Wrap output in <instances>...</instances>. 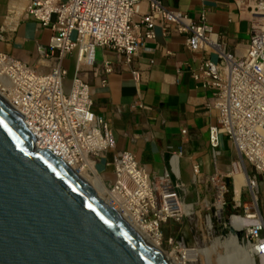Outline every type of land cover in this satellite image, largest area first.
<instances>
[{"label":"built area","instance_id":"2783aa9c","mask_svg":"<svg viewBox=\"0 0 264 264\" xmlns=\"http://www.w3.org/2000/svg\"><path fill=\"white\" fill-rule=\"evenodd\" d=\"M141 1L26 0L25 15L51 31L47 45L38 47L42 70L0 52V71L4 73L1 78L8 83L5 89L3 85L0 87V94L24 115L22 121L37 137L34 141L38 145L39 140L57 143L65 151H54L56 156L70 166L80 168L91 158L95 163L103 160L106 167L110 166L113 178L102 177L104 183L112 188L120 178L128 189H108L113 195L109 201L121 211L127 209L129 218L138 224H151L159 235V225L167 219L190 222L196 217L205 234L215 235L216 228L222 229L223 240L234 237L238 243L234 233L242 230V246L251 248L253 257L261 258L264 213L258 194L264 187V0H253L249 40L242 53L229 49L227 36L211 28L204 11L193 19L181 10L169 8L165 0H146L148 9L142 12ZM155 27L164 35H183L187 49L200 53L190 74L210 91L207 105L217 111L216 122L208 129L213 172L203 175L197 161L190 165L196 181L208 182L196 194L195 201L185 200L186 191L179 189L183 183L172 180L166 171L159 181L149 177L128 150H116L108 159L107 151L115 147L111 128L91 109L85 74H97L104 84L106 75L114 68L109 61L96 64V48L112 49L130 63L146 42L154 38ZM67 58L73 64L66 91L63 81L68 75ZM12 62L20 63L27 75L19 73ZM132 71L137 79V70ZM222 136L230 140L236 153L226 171L218 167ZM168 150L169 161L175 165L178 152ZM118 161L125 166L123 171L116 170ZM237 170L245 177L239 191L235 190L234 181ZM131 174L134 179H130ZM202 178L204 181H200ZM161 181L163 188L158 189ZM123 199L127 201L124 203ZM221 214L222 222L218 219ZM234 219L245 222L236 225ZM177 244L179 261L191 264L193 261L187 255L191 247L182 235Z\"/></svg>","mask_w":264,"mask_h":264},{"label":"crops","instance_id":"0c3cea01","mask_svg":"<svg viewBox=\"0 0 264 264\" xmlns=\"http://www.w3.org/2000/svg\"><path fill=\"white\" fill-rule=\"evenodd\" d=\"M165 3L193 19L204 11L211 28L227 36L231 51L242 53L246 48L253 0H165ZM25 5L26 0H0V52L42 68L38 47L47 45L51 31L32 16H26ZM140 6L142 12L147 11L146 0ZM199 55L187 49L183 35H164L159 27H155L154 38L146 42L130 63L112 49L96 48V64L109 61L114 67L104 84L97 74H85L92 112L104 118L114 139L115 147L106 154L108 159L116 150H128L149 177L159 179L166 171L172 180L183 185L191 178L192 162H199L203 175L213 172L208 129L216 122L217 111L207 105L210 91L190 74ZM65 65L69 73L71 58L66 59ZM133 69L137 70V79ZM64 82L69 86L70 78ZM227 145L222 136L218 167L223 171L236 158ZM168 149L178 152L175 165L169 161ZM97 170L104 179L112 177L111 167H106L103 161ZM184 190L186 196H196L202 191L201 187Z\"/></svg>","mask_w":264,"mask_h":264},{"label":"water","instance_id":"95a60500","mask_svg":"<svg viewBox=\"0 0 264 264\" xmlns=\"http://www.w3.org/2000/svg\"><path fill=\"white\" fill-rule=\"evenodd\" d=\"M23 116L0 94V264H171Z\"/></svg>","mask_w":264,"mask_h":264},{"label":"rangeland","instance_id":"374dc122","mask_svg":"<svg viewBox=\"0 0 264 264\" xmlns=\"http://www.w3.org/2000/svg\"><path fill=\"white\" fill-rule=\"evenodd\" d=\"M71 62L73 64V60H71ZM44 69H46V67H44ZM70 69L72 70V67H70ZM71 70L69 71L67 75L68 78H71ZM63 85H64V90L67 91L68 89L67 83L63 81ZM226 139H227L228 149L229 150L232 149L233 153L236 156V153L234 149L232 148L233 147L232 143L230 142L228 138ZM99 164H100V161L97 160L96 161L97 168ZM190 176L191 178L187 179L188 181L184 183L183 187L180 186L179 189H197V188L200 189V187L201 189H205V186H206L205 184L208 185V182L204 181L205 178H202V180H200L204 182H199L198 180L197 181L195 180V177H193L191 172H190ZM110 180H112V177H110ZM156 181H159V179H156ZM163 184H164L163 181L159 182L157 184L158 189H162ZM106 196L107 195H105V198L108 197ZM258 199L260 201V209L264 213V187H261V189L259 190ZM185 200L195 201L196 196H192L188 194L185 197ZM121 218H124V217L121 216ZM125 221L128 222V219H126ZM215 230L217 231L214 233L215 235L205 234V232L203 231V227L200 226L199 222L197 223L196 217L191 219L190 222L187 219H183L182 221L175 220L173 218L167 219L166 221L160 223L159 225V244L158 245L163 251H166L167 253H170L171 251L175 253L179 261V245L177 244V242H179V235H182L186 245L193 248L194 257H193V262L191 264H221V261L225 263L224 261H225V256L227 255L228 248H227V245H225V240L220 238L222 229L220 230L216 228ZM225 231H228V230L225 229ZM149 232L150 234H153L152 230H149ZM242 234H243L242 230H236L234 233V235H236L238 238L239 245H242L240 242V236H242ZM253 259H254V264H264V260L262 258L253 257ZM234 262H238V261L236 259L235 261L232 260L231 264H234Z\"/></svg>","mask_w":264,"mask_h":264},{"label":"bare ground","instance_id":"6f19581e","mask_svg":"<svg viewBox=\"0 0 264 264\" xmlns=\"http://www.w3.org/2000/svg\"><path fill=\"white\" fill-rule=\"evenodd\" d=\"M1 61L2 60L0 59V62ZM2 63H5V62H2ZM11 64L17 68V71L19 73H21L23 75L24 74L27 75V73L24 71L23 67H21V64L20 63L12 62ZM36 68H39V69L42 70V68H40V67H36ZM39 69H37V70L40 71ZM8 70H9L8 72H11L9 68H8ZM3 74L4 73H2L0 71V87L3 85L4 86V89H5L7 82L5 83L4 81H2L1 76ZM17 74L18 73H15L14 75L17 76ZM7 85H8V83H7ZM13 87H15V86L13 85L11 88H13ZM0 90H1V88H0ZM38 142H39V145L34 141V146L35 147H37V148L39 147L40 149L43 148V147H46L53 154H55L54 151H57L58 153H63L65 151V150H61L57 146V143H55V142L48 141V144H46L45 141H40L39 140ZM101 144H103V143H101ZM123 161H126V160H123ZM121 164H122L121 161H118L117 162L116 170L117 169H121V171H123V169L125 168V166L124 165H121ZM95 165H96V163L91 158V160L90 159L89 160L86 159L85 162L82 164V166L80 168H78V167L77 168H74L73 166H71V168L74 169V171L86 181V183L90 186V188L92 189V191L94 192V194L97 197L102 198V200L106 204H108L109 206L115 207L118 210L117 211L115 209L116 212L120 216L128 219V222L127 223L139 234V236L142 239H144L146 242H148L155 250H157L164 257H166L167 260L171 264H183L182 261H178V257L175 255V253H173L172 251L170 253H167L166 251H163L160 248V246L158 245L159 244V235L154 231V228L152 227L151 224H138L136 221H134L131 218H129V212H128L127 209H124V211H121L113 202H112V204L110 203L109 198H110V196H113V195H112L111 191H109L108 189H122V187H124L125 189H128V187L126 186V183H124V181H122V180H120V178H118L117 185H115L112 188H109V186L104 183V181L97 174V172L94 171L97 168ZM112 178H113V174H112ZM134 178H135V176H133L131 174L130 175V179H134ZM126 179H127V177H126ZM244 179H245V177H244L243 173L240 172L239 170H237L234 173V181H235V188H236L235 190L236 191H239L240 190L239 187L244 183ZM105 195H108V197L106 196L107 198H105ZM117 198H118V200H116V202L118 204V203H120V200H119V197H117ZM126 201H127L126 199H123V202L124 203ZM124 218H122V219L123 220H126ZM242 222L244 223L245 221H242ZM242 222L240 220H238V219H234V223L236 225H240ZM208 228H209V226H207V229ZM149 230H152L153 231V234H150ZM206 236H208V235H206ZM224 238H225L224 239L225 240V245H227L228 251H227V255L225 256V261H224L225 263H223L221 261V264H231L232 260L235 261V259L238 262H234V264H254L253 255L250 252L252 250L251 248L245 247V246H242V245H238L237 241H235L234 238H231V237H224ZM187 255H188L189 261H193V257H194L193 248H191V251ZM261 258L264 260V256H262Z\"/></svg>","mask_w":264,"mask_h":264},{"label":"clouds","instance_id":"9594fccd","mask_svg":"<svg viewBox=\"0 0 264 264\" xmlns=\"http://www.w3.org/2000/svg\"><path fill=\"white\" fill-rule=\"evenodd\" d=\"M110 150V149H109ZM98 161H103V160H98ZM96 166V165H95ZM96 171H97V173H98V175L102 178V175H101V173L97 170V168L95 169ZM103 180V179H102ZM227 180H229L230 181V179L228 178Z\"/></svg>","mask_w":264,"mask_h":264},{"label":"trees","instance_id":"16d2710c","mask_svg":"<svg viewBox=\"0 0 264 264\" xmlns=\"http://www.w3.org/2000/svg\"><path fill=\"white\" fill-rule=\"evenodd\" d=\"M227 184L230 186V181L229 180H227Z\"/></svg>","mask_w":264,"mask_h":264}]
</instances>
